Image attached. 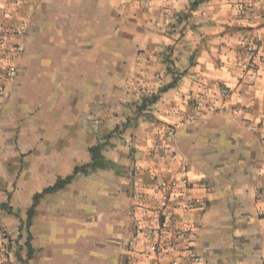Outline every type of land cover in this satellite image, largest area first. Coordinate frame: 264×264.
Returning <instances> with one entry per match:
<instances>
[{
	"label": "crops",
	"instance_id": "obj_1",
	"mask_svg": "<svg viewBox=\"0 0 264 264\" xmlns=\"http://www.w3.org/2000/svg\"><path fill=\"white\" fill-rule=\"evenodd\" d=\"M12 5L0 0V24L9 23L2 10L11 6L26 30L10 39L23 48L8 60L17 67L13 77H6L0 50V264L3 244L7 264H15V245L5 243L1 227L22 231L34 194L89 163V149L100 141L113 166L42 198L36 227L43 222L58 242L30 264H81L54 258L49 249L69 248V236L81 249V236L96 235L98 227L133 264H195L186 252L150 251L151 208L164 198L174 229L186 235L183 246L209 264H264V48L258 79L248 82L241 38L247 22L264 37V0ZM244 6L252 8L246 17ZM134 75L153 94L176 84L142 109L148 93L126 96ZM221 86L232 91L226 99ZM205 88L215 94L214 108L202 106L188 121ZM172 124L177 133L168 140ZM174 180V189L161 188ZM53 196L58 203L43 210Z\"/></svg>",
	"mask_w": 264,
	"mask_h": 264
},
{
	"label": "built area",
	"instance_id": "obj_2",
	"mask_svg": "<svg viewBox=\"0 0 264 264\" xmlns=\"http://www.w3.org/2000/svg\"><path fill=\"white\" fill-rule=\"evenodd\" d=\"M12 6L18 3V0H11ZM5 7L2 10V13L9 19L7 25L0 24V50L2 57L8 63L6 65V77H13L17 73V67L14 64L8 62L9 59L18 56L23 51L22 45H12L10 39L16 35L21 34L26 30V25L23 22H15L13 20V8ZM252 8L250 6H244L241 8V15L245 16L250 15ZM264 18V14H263ZM244 20V19H243ZM245 21V20H244ZM246 22V21H245ZM250 24L247 22L246 26L242 29L241 38L244 44L245 58L243 62L244 69V78L248 82H256L258 79V68H259V58L261 57L260 51L264 48V37H261L253 33ZM157 77V76H156ZM141 77L132 76L130 80V85L126 90V96L129 99H142L144 93L152 95L154 92L150 89L144 88L141 85ZM1 93H4V89H1ZM232 91L227 86H221L219 89V97L228 98L231 95ZM215 97L214 92L211 88L203 89L197 97L193 100V105L191 113L187 117L188 121H193L198 115L199 110L202 106L209 108H214L212 105V99ZM99 121L97 120V123ZM178 125L172 124L167 129L166 138L168 140H173L177 133ZM178 186V181L174 180L170 183H163L161 188L163 190H172ZM152 216V235L154 240L150 245V251L155 255L161 257L164 256L165 250H177L181 252H186L185 258L195 264H209L204 258L198 255L194 250L188 246H183L185 240V233L174 229L175 218L168 204L166 198L160 199L159 202L151 208ZM181 258V257H179ZM1 260L2 264H7V248L4 246L1 250ZM180 259H175L172 264H179Z\"/></svg>",
	"mask_w": 264,
	"mask_h": 264
},
{
	"label": "rangeland",
	"instance_id": "obj_3",
	"mask_svg": "<svg viewBox=\"0 0 264 264\" xmlns=\"http://www.w3.org/2000/svg\"><path fill=\"white\" fill-rule=\"evenodd\" d=\"M12 45H17V43L14 42ZM63 193H66V191ZM57 203L58 200L56 196H53L52 198L50 197L49 200H44L41 205H45V207L43 206L44 210L47 209L46 206ZM35 219L36 217L32 220L31 224L32 236L30 243L33 251L31 254H29L27 247L28 233L26 218L23 220L20 227L22 228V231L19 229L18 233L14 231L12 232L5 226L1 227V236L5 243L8 241L11 246L15 245L14 252L13 247H11V251L9 250L10 253H14H12L11 257L12 259L14 258L13 261L15 264H30L29 260L34 261L39 259L42 254L47 252V247L50 242H54V245L58 242V240H55L54 235L48 232L46 227H44L43 222L36 227ZM99 221L100 220L98 219V222ZM97 230L98 233L96 235L86 234L81 236L84 239L80 244L81 249H77V241L72 240V244L70 243L69 236L65 241L66 246L69 245V248L66 247L65 249H59L55 246L53 249H49L50 253H52V257L57 258L58 255L60 259L70 258L69 261L71 262H77L80 259L81 264H133L129 259L130 255L124 251L122 245L115 240V238L108 240V234L100 232L99 227ZM12 242H14V244H12ZM24 250L26 252H24ZM7 258L8 261H11L9 254H7Z\"/></svg>",
	"mask_w": 264,
	"mask_h": 264
},
{
	"label": "trees",
	"instance_id": "obj_4",
	"mask_svg": "<svg viewBox=\"0 0 264 264\" xmlns=\"http://www.w3.org/2000/svg\"><path fill=\"white\" fill-rule=\"evenodd\" d=\"M175 84L176 81H174L168 87L162 88L157 93L149 95L148 97L147 96L144 97L141 108L146 109L147 105L155 103L159 99L162 92L166 91L169 87H172ZM105 146H106V141H100L97 144L91 146L89 150L92 155V159L89 163L76 166L70 174L64 177H58L53 184L46 186L42 191L34 194L33 202L27 212V232H28L27 245H28L29 254H31V249H32L30 243V239L32 236L30 227L32 224V220L36 215L38 204L40 203L42 198L48 194H53L61 189H64L65 187L70 185L79 175H89L97 171L98 169H103L106 167L113 166V163L107 160L103 154Z\"/></svg>",
	"mask_w": 264,
	"mask_h": 264
}]
</instances>
